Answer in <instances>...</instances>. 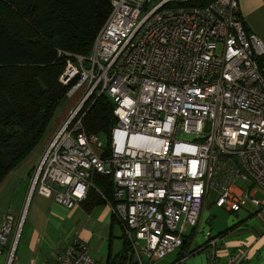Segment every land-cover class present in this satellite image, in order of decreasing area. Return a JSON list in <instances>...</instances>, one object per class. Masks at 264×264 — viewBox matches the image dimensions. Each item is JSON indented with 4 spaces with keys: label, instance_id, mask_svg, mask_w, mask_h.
I'll return each mask as SVG.
<instances>
[{
    "label": "built area",
    "instance_id": "2783aa9c",
    "mask_svg": "<svg viewBox=\"0 0 264 264\" xmlns=\"http://www.w3.org/2000/svg\"><path fill=\"white\" fill-rule=\"evenodd\" d=\"M151 1L111 0L90 53H63L59 82L69 87L66 99L79 95L29 186L72 209L95 175L108 177L113 200L95 190L135 264H153L194 239L212 194L218 208L238 213L250 203L264 214V43L248 30L239 0H159L147 9ZM102 94L117 120L106 146L82 124ZM21 225L11 213L0 224V254L9 261ZM203 236L189 255L207 249L209 264H251L248 250L222 255L224 236ZM54 264L103 263L75 241Z\"/></svg>",
    "mask_w": 264,
    "mask_h": 264
},
{
    "label": "trees",
    "instance_id": "16d2710c",
    "mask_svg": "<svg viewBox=\"0 0 264 264\" xmlns=\"http://www.w3.org/2000/svg\"><path fill=\"white\" fill-rule=\"evenodd\" d=\"M110 1L0 0V184L41 141L66 100L69 87L59 82L67 59L63 53H90L94 37L109 15ZM112 111L111 100L102 94L82 120L86 132L104 140L105 146L117 122ZM92 185L81 202L86 211L105 203L99 193L113 200L108 177L97 174ZM239 226L241 223L235 227ZM188 246L190 242L185 240L182 247ZM130 252L125 240L122 259H131Z\"/></svg>",
    "mask_w": 264,
    "mask_h": 264
},
{
    "label": "crops",
    "instance_id": "0c3cea01",
    "mask_svg": "<svg viewBox=\"0 0 264 264\" xmlns=\"http://www.w3.org/2000/svg\"><path fill=\"white\" fill-rule=\"evenodd\" d=\"M239 6L248 30L255 33L264 43V0H239ZM71 108L64 110L56 118L53 116L44 136L34 148H37L38 154L25 166L23 181H28V194L31 191L29 189L30 173ZM33 150L29 154L30 157L34 153ZM34 191L37 192L36 195L33 193L32 196H17L19 197L17 204H15V196H0V224L7 213H11L16 222L20 216L22 220L25 216L12 261H9L6 253H3L0 254V264L9 262L11 264H54L56 256L75 241L86 244L90 256L103 264H135L133 256L131 259L130 257L122 259L125 249L123 229L113 218L106 203L92 206L86 211L81 205L85 198L78 206L68 209L56 203L52 194L40 190L39 187H36ZM257 218L263 220L261 216ZM244 228L243 225L234 226V229L223 237L219 246L222 255L227 251L231 253L236 250H248L253 260L264 250V231L258 233L254 229L242 230ZM185 248L187 247L180 249ZM130 255H132L131 252ZM182 255H184L183 252H180L179 258ZM196 262L209 264L208 260H196Z\"/></svg>",
    "mask_w": 264,
    "mask_h": 264
},
{
    "label": "rangeland",
    "instance_id": "374dc122",
    "mask_svg": "<svg viewBox=\"0 0 264 264\" xmlns=\"http://www.w3.org/2000/svg\"><path fill=\"white\" fill-rule=\"evenodd\" d=\"M159 0H152L148 6L147 9L152 7L156 2ZM79 93L75 95L74 98L66 99L61 103V105L58 107L57 112L54 115V118L58 117L64 110L69 109L73 106L75 103ZM104 141V140H103ZM37 148L33 150L34 153L31 155H28L14 170H12L7 177L4 179V181L0 184V196H15V204L19 202V197L17 196H32L34 193L35 195L38 192L32 190L28 194V181H23V174L25 173V166L27 163L38 154ZM28 159V160H27ZM32 173V171H31ZM31 173H30V179H31ZM239 187L243 189H249L251 186V182H242L239 181L237 184ZM257 189V188H253ZM51 194V193H50ZM257 198L260 200L263 199V195L261 193H257ZM214 194L209 196L208 200L205 203L204 210L201 214V221L202 224L200 225V228L198 229V234L194 237V239H191L190 247L188 246L184 250L178 249L175 252L167 255L162 260H153V264H170L174 262L177 258H179L178 254L180 252H183L184 256L187 257L183 261L182 264H198L196 260H207L206 255L207 251H203L200 253H196L194 255H189V252L191 250H195L198 247L204 245L206 243L205 237L203 236L204 233L211 231L212 236H218L220 233H223L224 231L230 229L231 227L237 226L239 223L243 225L245 228L242 230H251L254 229L255 232L261 233L264 231V214H261L260 216L263 218L261 219L257 218L259 214L257 212L260 210V208H257L251 204H248L246 207H244L240 212L238 213H232L229 211H226L224 208H218L214 205ZM24 219L25 216H23L22 225L20 228V232L18 235V238L20 236V233L22 231V227L24 225ZM254 227V228H253ZM11 241V238H9V242ZM237 251V250H236ZM238 251H244V250H238ZM237 251V252H238ZM145 264H150V260L143 259ZM195 261V263H194ZM251 264H264V250L259 253V255L253 260L250 258ZM8 264H11L9 262Z\"/></svg>",
    "mask_w": 264,
    "mask_h": 264
}]
</instances>
